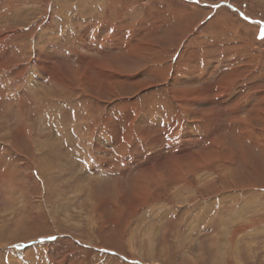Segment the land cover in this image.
Wrapping results in <instances>:
<instances>
[{
	"label": "rangeland",
	"instance_id": "374dc122",
	"mask_svg": "<svg viewBox=\"0 0 264 264\" xmlns=\"http://www.w3.org/2000/svg\"><path fill=\"white\" fill-rule=\"evenodd\" d=\"M0 264H264V0H0Z\"/></svg>",
	"mask_w": 264,
	"mask_h": 264
},
{
	"label": "bare ground",
	"instance_id": "6f19581e",
	"mask_svg": "<svg viewBox=\"0 0 264 264\" xmlns=\"http://www.w3.org/2000/svg\"><path fill=\"white\" fill-rule=\"evenodd\" d=\"M62 3V2H61ZM63 3H64V1H63ZM75 5H76V3H75ZM184 52V51H183ZM183 52L181 53V56H179V59L181 60V62L180 63H178L179 65H181L182 64V61H184V59L182 58L183 57ZM185 53V52H184ZM133 54V53H132ZM187 67V66H186ZM190 68V67H189ZM175 70V69H174ZM204 76V75H203ZM200 78V77H199ZM207 78V77H206ZM207 80V79H206ZM234 80H236V79H232L231 78V80H230V82H223L221 85H219V90L217 91V94H216V97L218 96V95H220V96H224V98H222V99H225V98H227V94H228V90L230 89L231 90V87H232V84H231V82L232 81H234ZM208 83V82H207ZM234 84V83H233ZM235 85V84H234ZM209 86H211V85H207V87H205V88H202V90L199 88V89H193V88H191V90H188L186 93L184 92V90L183 89H181V91L182 92H184L182 95H186L187 96V94H188V97L190 98V100H192L191 102H194V103H196V101H199V102H201V101H211V99L210 98H208L209 96H207V95H210V93L213 91L212 90V87H209ZM209 87V88H208ZM198 88V87H197ZM181 91H180V93H181ZM207 94V95H206ZM220 99V98H219ZM184 100V102L186 101V99H183ZM187 100H188V102L185 104V106H188L191 102H190V100L187 98ZM199 102H197V103H199ZM193 103V104H194ZM239 104H242L241 102L240 103H238V104H236V105H239ZM202 110V112H200L199 113V111L196 109V113L198 112L199 113V115L198 116H200L201 118L204 116V115H206V114H209V118H210V120L212 121V122H217V123H220L221 124V122H219V112L217 111V110H215V109H212L211 107L210 108H208V110H207V108H204L203 107V109H201ZM204 110V111H203ZM199 117V118H200ZM200 118V120H202ZM237 119V118H236ZM242 121V120H241ZM240 120H239V122H241ZM203 122V121H202ZM243 122V121H242ZM244 130H245V133L248 131V132H250L251 130L248 128V127H242ZM114 142V141H113ZM216 143V146H219L220 145V143H218V142H215ZM217 148V147H216ZM45 161V160H44ZM229 224V223H228ZM237 233V232H236ZM236 233L234 234V236L236 235ZM243 234V233H242ZM233 235V234H232ZM237 236H238V234H237ZM233 252V251H232ZM233 254V253H232ZM218 257V256H217Z\"/></svg>",
	"mask_w": 264,
	"mask_h": 264
}]
</instances>
